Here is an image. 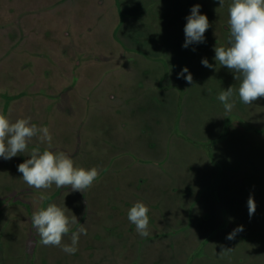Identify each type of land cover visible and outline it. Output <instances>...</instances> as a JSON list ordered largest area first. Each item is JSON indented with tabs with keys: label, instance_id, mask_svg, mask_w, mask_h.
<instances>
[{
	"label": "rangeland",
	"instance_id": "obj_1",
	"mask_svg": "<svg viewBox=\"0 0 264 264\" xmlns=\"http://www.w3.org/2000/svg\"><path fill=\"white\" fill-rule=\"evenodd\" d=\"M231 2L0 0V85H9L6 92L15 98L10 120L30 118V123L47 127L52 151L64 152L76 167L99 170L82 193L87 213L80 217L81 200L70 186L59 195L55 185L37 190L16 169L33 147L43 151L48 145L34 137L29 152L17 155L13 168L18 174L0 180V193H5L0 196V264H264V98L243 104L235 74L214 59L215 46H230ZM196 4L210 27L204 42L185 48L184 27ZM15 44L30 45L37 53L34 77L20 82L13 78ZM73 49L118 60L87 68L79 56L69 65L56 62L52 67L46 57L52 50L69 56ZM203 59L213 67L203 66ZM185 67L191 84L183 77L178 82ZM221 73L226 89H234L231 112L212 99ZM217 113L224 121L214 118ZM72 140L75 146L67 149ZM215 140H224L219 144L224 164L240 165L237 186L214 188L224 205L218 218L205 210L207 204L191 210L192 194L203 191L199 180L208 182L205 173H211L212 184L217 179L195 155L196 146L211 151ZM250 196L256 204L251 217ZM51 200L87 229L75 254L40 243L32 214ZM136 202L149 208L147 237L127 218ZM78 223L63 237L64 244H71ZM241 225L243 231L226 239Z\"/></svg>",
	"mask_w": 264,
	"mask_h": 264
},
{
	"label": "clouds",
	"instance_id": "obj_2",
	"mask_svg": "<svg viewBox=\"0 0 264 264\" xmlns=\"http://www.w3.org/2000/svg\"><path fill=\"white\" fill-rule=\"evenodd\" d=\"M223 6L224 0H219ZM200 5L191 8L184 27L187 48L192 43L204 42V34L210 27L206 15L200 14ZM230 35L228 47H214L215 61L233 72L234 79L239 81L238 96L245 105H251L258 99L264 98V0H232L229 9ZM203 66L212 68L207 59H203ZM184 73H188L185 77ZM185 78L191 84L193 77L187 67L183 68L178 78ZM234 89L230 86L222 90L217 99L222 103L226 112L235 107L233 100ZM39 137L41 143L47 142L48 147L43 151L33 147L30 158L18 165V172L22 173L23 181L37 190H47L53 185L56 188L70 186L72 191L90 188L99 176L96 167L85 169L76 167L74 161L64 152L51 151L52 135L47 127H38L30 123V118L17 119L12 122L4 113L0 112V157L9 160L28 150L29 142ZM46 197L41 196V200ZM248 211L251 217L256 210L253 197L248 199ZM66 207L49 203L32 214V224L38 230L40 243L44 246L60 247L67 254H75L81 234L87 235L83 224L76 231L71 232V244H64L63 237L70 233L71 226L78 223L73 215L66 214ZM68 210V209H67ZM149 208L143 202H136L128 211V220L135 225L136 231L142 236L149 235ZM243 231L238 226L226 239H233L237 232ZM225 249L223 251H230Z\"/></svg>",
	"mask_w": 264,
	"mask_h": 264
},
{
	"label": "crops",
	"instance_id": "obj_3",
	"mask_svg": "<svg viewBox=\"0 0 264 264\" xmlns=\"http://www.w3.org/2000/svg\"><path fill=\"white\" fill-rule=\"evenodd\" d=\"M61 1L64 2V1H68V0H61ZM58 52H59V50H57V51H53L52 50V51H50V53L48 55H46L47 59L51 60L50 65H52V67H55V65L57 66L56 62H61L64 65H66V64L69 65V60L70 59L78 58L79 56L81 58L84 57V60H83L84 63H88L89 64V66H87V68L90 67L93 64H96V63L110 62V64H111L112 61H117L118 60V56H116V55H110V57L108 56L106 58V57H104V55L101 52L97 53L96 51H94L96 55H93V53L87 52V51L80 54V52L79 53H77L78 51L76 52V49L75 50L73 49V51H71V55H69V56L66 55V54L65 55L58 54ZM52 60H54L55 62H53ZM36 61H37V53H36L35 49H31L30 45H24V44H15V45H13L12 70L14 71V75H13L14 80L16 79L18 82H20V78L21 77H34V74L36 72V66H35L36 65ZM46 63L49 64L48 61H46ZM116 63L117 62H115V64ZM117 65L118 64H116V66ZM80 69H81V67H80ZM78 71H81V70H78ZM219 80H221V83L217 82ZM25 82L26 83H33V82H35V80H26ZM178 82H180V83L182 82L181 78H179ZM214 83L218 84V85H216V87H218L219 91L218 90L215 91V93L213 94L214 96H212V99H215L214 102L215 103H219L220 104L219 107H221L222 110L224 111L225 109H224L222 103L217 99L218 94L222 90H227L226 87L224 86V84H227V82L223 78L222 73H221V77H216V80H214ZM6 86H9V85H5V87H4V85H0V91L9 90L8 87H6ZM175 90L176 89L173 88V91H175ZM108 97L110 99H113L114 96H113V94H111V95H108ZM207 102H208V100L206 101V103ZM208 103H213V102H208ZM220 115L221 114L217 113V114L214 115V118L218 119L219 118L218 116H220ZM10 116H11V110H9L7 117L10 119ZM219 119H218L219 121H221V120L224 121L222 116H220ZM68 133H71V131L68 132ZM71 137L73 139V135ZM211 137H217V134L216 135L213 134ZM213 139H217L218 140V138H213ZM207 140H201V141H202V143H205V145H207L206 144ZM217 140L214 141L215 143L213 142V144H217V145L212 146L211 151H209L208 148H206V146L203 147V148H202V146H196V147H198L200 149L195 152V155L198 154V155L201 156V161H202V163L204 162L203 164L205 165V167L206 168L208 167L209 169H212L213 172L215 173L213 179H216V178L217 179L212 184V181H211V178H210V174L211 173H209V175L207 173H205L207 175L205 178L208 179V182L204 181V183H201V181L199 180V183H198L199 187H200V190H203V191L200 192V193L196 192V193L192 194V196H191V205H192L191 206V208H192L191 210H193L196 205L206 206V204H207V206H206L207 208H205V210L208 209L209 210L208 212H210L213 215L214 218H218L220 216L219 215V212H220L219 208H223L224 207L223 203H221L220 200H216L218 195L215 194L214 188L216 190L217 189L216 187L219 184L220 185H219L218 189H221V187L234 186L236 184L235 181L237 179V169L238 170L240 169V165H238L237 169H236V165L234 166V168H232L231 167L232 164H228V165L224 164V160L223 159L225 157L223 158V157L220 156L221 151H220V145H219V144H223L224 145V143H223L224 140L220 141L221 143L219 141H217ZM32 143H33L32 141L29 142L28 148H31L33 146ZM79 144H80V146H82V145H84V142L79 140ZM74 146H75V140L74 141L73 140L69 141V143L65 145V147L67 149L73 148ZM43 147L47 148L48 145H45ZM50 150L52 151V148H50ZM30 152H31V150H30ZM16 161H17V156L15 158L13 157V158H11L9 160H5L2 157H0V180H2L4 175H8V177H6V179H13L15 177V175L18 174L16 171H14L15 168H13V165L15 164ZM1 164L5 167V169L1 168ZM7 165H9V167H7ZM221 167L225 168L227 172L226 173L223 172ZM16 169H18V167H16ZM217 172H218V174H217ZM263 175H264V173H263ZM262 180H264V179H262ZM235 186H237V184ZM231 188H229V189H231ZM205 191H206V193L204 194V197H203L202 193L205 192ZM76 192H77V195L80 197V200H81L80 204L82 206L81 207L82 208V212L80 213V217L85 218V215L87 213V212H85V208L87 207V202L85 201L82 192L81 193H80V191H76ZM4 194H5L4 192L0 193V196L4 195ZM194 196H197V197H195V201L192 202ZM237 196H239V195H237ZM201 197H203V198L200 200ZM212 197H213V199L215 198V200H213ZM212 202H214L215 209L213 208V203ZM53 203L56 204L57 201L53 202ZM80 204L78 206H80ZM201 204H203V205H201ZM228 210H229V208H228ZM229 212H230V210H229ZM213 220L214 219H211L210 222L214 223ZM81 224H83V223L81 222L79 225H81Z\"/></svg>",
	"mask_w": 264,
	"mask_h": 264
},
{
	"label": "trees",
	"instance_id": "obj_4",
	"mask_svg": "<svg viewBox=\"0 0 264 264\" xmlns=\"http://www.w3.org/2000/svg\"><path fill=\"white\" fill-rule=\"evenodd\" d=\"M15 98L10 95L8 92L0 91V112L4 113L6 116L8 115V112L10 110V103L14 100ZM63 191V187L59 188L58 190V195ZM56 200V199H55ZM55 200H51L52 202ZM49 201V203L51 202ZM31 263V262H30Z\"/></svg>",
	"mask_w": 264,
	"mask_h": 264
},
{
	"label": "flooded vegetation",
	"instance_id": "obj_5",
	"mask_svg": "<svg viewBox=\"0 0 264 264\" xmlns=\"http://www.w3.org/2000/svg\"><path fill=\"white\" fill-rule=\"evenodd\" d=\"M22 192H24V191H22Z\"/></svg>",
	"mask_w": 264,
	"mask_h": 264
}]
</instances>
